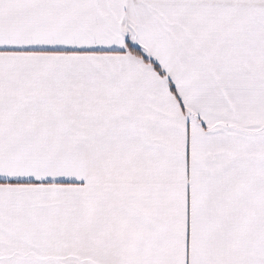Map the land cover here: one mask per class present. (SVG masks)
<instances>
[{"label":"snow or ice","instance_id":"1","mask_svg":"<svg viewBox=\"0 0 264 264\" xmlns=\"http://www.w3.org/2000/svg\"><path fill=\"white\" fill-rule=\"evenodd\" d=\"M0 264H264V0H0Z\"/></svg>","mask_w":264,"mask_h":264}]
</instances>
